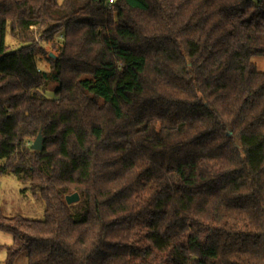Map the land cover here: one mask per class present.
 I'll use <instances>...</instances> for the list:
<instances>
[{
  "label": "trees",
  "instance_id": "16d2710c",
  "mask_svg": "<svg viewBox=\"0 0 264 264\" xmlns=\"http://www.w3.org/2000/svg\"><path fill=\"white\" fill-rule=\"evenodd\" d=\"M254 55L264 0H0V179L44 202L5 264H264Z\"/></svg>",
  "mask_w": 264,
  "mask_h": 264
},
{
  "label": "rangeland",
  "instance_id": "374dc122",
  "mask_svg": "<svg viewBox=\"0 0 264 264\" xmlns=\"http://www.w3.org/2000/svg\"><path fill=\"white\" fill-rule=\"evenodd\" d=\"M35 27L32 30L35 31ZM36 41H40L39 34H35ZM25 38L21 39L22 42ZM7 44L10 46H18L19 40H16L8 32ZM50 50V44H46ZM252 60L255 62L259 70L264 69V56L254 55ZM42 68L48 70L49 66L45 59H42L40 64ZM57 84L49 82L44 93L49 97H54V88ZM35 139L32 140V142ZM72 193V192H70ZM0 208L7 215L21 214L23 216L43 219L44 218V202L40 197L33 195L31 185L27 182L21 181L16 175L7 173L0 179ZM13 243V235L6 231H0V244L3 246H10ZM7 257L6 249L0 250V264H5ZM17 264H27V255L21 254L17 259Z\"/></svg>",
  "mask_w": 264,
  "mask_h": 264
},
{
  "label": "water",
  "instance_id": "95a60500",
  "mask_svg": "<svg viewBox=\"0 0 264 264\" xmlns=\"http://www.w3.org/2000/svg\"><path fill=\"white\" fill-rule=\"evenodd\" d=\"M31 147L36 150H41L43 148V136L41 133L37 135L35 140L32 142ZM67 204H73L80 200V195L78 192H73L65 196Z\"/></svg>",
  "mask_w": 264,
  "mask_h": 264
},
{
  "label": "built area",
  "instance_id": "2783aa9c",
  "mask_svg": "<svg viewBox=\"0 0 264 264\" xmlns=\"http://www.w3.org/2000/svg\"><path fill=\"white\" fill-rule=\"evenodd\" d=\"M113 2V0H110V3H112Z\"/></svg>",
  "mask_w": 264,
  "mask_h": 264
}]
</instances>
